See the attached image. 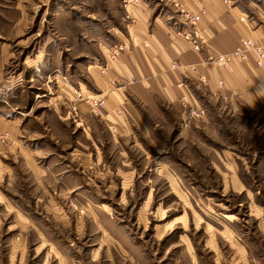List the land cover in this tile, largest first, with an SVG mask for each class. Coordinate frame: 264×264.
<instances>
[{
  "label": "rangeland",
  "instance_id": "1",
  "mask_svg": "<svg viewBox=\"0 0 264 264\" xmlns=\"http://www.w3.org/2000/svg\"><path fill=\"white\" fill-rule=\"evenodd\" d=\"M231 6L264 26V0ZM63 73L57 75L69 86ZM208 103L216 111L210 130L183 138L175 122L157 123L150 133H121L103 123L80 124L63 106L58 120L41 117L38 138L52 147L56 185L47 177L36 182L24 158L11 156V174L0 180V264H7L8 241L17 240L12 225L21 202L47 215L42 231L65 256L55 261L53 249L43 246L38 255L29 249L22 264H37L44 253L45 264H264V116L232 117L224 101ZM199 108L209 114L208 106ZM7 138L0 135L3 143ZM34 189L41 190L36 199ZM45 189L58 191L57 215L49 214ZM2 191L14 208L2 206ZM117 224L123 233L115 242ZM26 233L32 243L34 231Z\"/></svg>",
  "mask_w": 264,
  "mask_h": 264
},
{
  "label": "crops",
  "instance_id": "2",
  "mask_svg": "<svg viewBox=\"0 0 264 264\" xmlns=\"http://www.w3.org/2000/svg\"><path fill=\"white\" fill-rule=\"evenodd\" d=\"M124 1L121 7L120 0H0V135L8 134L7 142L0 141V180L11 174V156L19 155L36 182L47 177L56 185L52 147L47 150L38 137L41 117L58 120L59 106L80 124L103 123L121 133H150L157 123L175 122L179 138L210 130L216 111L208 102L224 101L232 117L264 116V65L257 66L253 54L227 69L208 63L210 56L231 52L241 36L264 45V26L250 23L245 13L221 0H133L131 5ZM201 8L205 13L196 25L200 50L194 51L177 36L179 30L192 29L180 9L197 12ZM118 41H125L129 48L117 59L106 60V47ZM174 62L194 64L197 71L172 69ZM58 71L67 76L69 86L62 85ZM76 85L104 98L103 108L94 113L87 103L72 102L70 89ZM62 86L65 97H71L66 102L58 92ZM182 100L196 108L208 106L209 114L187 121ZM42 157L48 163H42ZM40 192L34 189L33 198ZM43 193L53 203L49 214L57 215L61 211L58 191ZM2 197V206L9 210V194L3 192ZM14 212L18 223L12 226L19 232L15 242L8 241L7 264H22L29 249L38 255L43 246L53 249L55 261L61 262L65 256L43 233L47 215L25 202ZM3 220L2 215L0 226ZM95 222L100 228L101 223ZM27 227L35 233L32 243ZM116 229L115 242L123 233L122 226L117 224ZM12 253L17 254L16 263ZM49 259L44 253L37 264Z\"/></svg>",
  "mask_w": 264,
  "mask_h": 264
},
{
  "label": "built area",
  "instance_id": "3",
  "mask_svg": "<svg viewBox=\"0 0 264 264\" xmlns=\"http://www.w3.org/2000/svg\"><path fill=\"white\" fill-rule=\"evenodd\" d=\"M221 1L227 6H230L232 2V0ZM124 3L127 4L129 2L124 1ZM180 12L185 18L188 19L192 29L188 32L179 30L177 32V36H181L183 39L188 41L192 45V49L194 51H199L200 37L197 34L196 25L204 15V10L201 8L197 12H189L184 9H180ZM128 48V44L125 41H120L118 44L109 47L106 55V60L113 61L117 59ZM251 54L254 55V62L257 66L260 67L264 65V45L251 37L241 36L238 45L231 52L218 53L215 56H210L208 58V63L213 64L214 66L221 69H227L236 61L238 62L247 60ZM105 67L101 69V73H105ZM171 67L172 69H178L183 73H195L197 71V68L194 64L174 62L172 63ZM201 80L203 81V79ZM220 84L221 86L224 85L223 82H220ZM73 94L76 101H83L87 103L90 106L91 111L94 113H97L104 106V98L95 96L89 92H85L80 88L73 90ZM181 105L184 108L185 119L187 121H191L197 117H202L205 114L202 108L193 107L189 105L186 100H182Z\"/></svg>",
  "mask_w": 264,
  "mask_h": 264
}]
</instances>
